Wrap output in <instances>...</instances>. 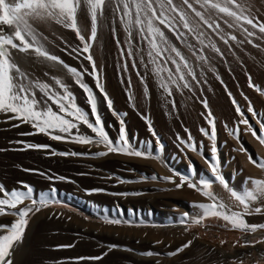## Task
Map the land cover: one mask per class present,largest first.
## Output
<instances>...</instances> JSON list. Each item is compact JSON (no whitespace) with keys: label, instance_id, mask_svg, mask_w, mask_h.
<instances>
[{"label":"rangeland","instance_id":"rangeland-1","mask_svg":"<svg viewBox=\"0 0 264 264\" xmlns=\"http://www.w3.org/2000/svg\"><path fill=\"white\" fill-rule=\"evenodd\" d=\"M260 1V6H264V0H258L259 3ZM261 9L264 16V7ZM80 18L78 23L83 22V34L87 38L90 35V22L83 14ZM103 23L99 25L98 39L93 43L91 52L100 71L104 91L113 102L112 110L106 106L103 94L95 87L93 77L85 76L84 80L96 94L98 113L109 138L116 142L120 135L119 121L127 120L124 126L129 142L141 150L145 147V142H151L152 150L158 153V158L145 159L117 153L99 156L96 153L106 151L103 145L53 140L49 135L39 133L30 124H21L20 121L17 123L20 126L15 128L11 124L0 125V183L9 190L21 189L22 184H26L34 189V198L38 199L42 193H50V199L54 201L34 215L30 214L23 242L17 251L21 254H18L20 257H15V264H264V243L244 245L245 241H264V229L245 233L226 225L222 218L211 216L197 224L194 218L199 215L201 209L193 205L209 203L206 197L186 185L177 189L175 184L164 179H151L154 175L158 178L174 177L176 183H179L180 174L191 175L190 165L195 166V172L198 174L195 179L209 176L204 156L210 155L211 141L200 131L201 128L211 130L212 125L205 119L208 110L214 117L219 171L229 188L242 191L252 186L248 182L249 177L264 179V169L255 167L248 159L249 154L253 159H264V145L251 133L245 132L244 125H240L239 139L231 134L240 119L232 98H235L242 109H247L249 105L244 97H248L260 115L255 119L250 113L246 115L259 134V124L256 120L264 122V103H260V99L264 102V96L248 86V74L229 80L221 74L211 89L217 98V95L221 94L217 86L222 88L220 89L231 107V112L227 113L228 116L218 115L217 111L221 108L219 112H223L224 104L217 105L215 102L218 100L213 97L215 107L213 106L211 96L204 90L208 81L201 76L199 79L202 86L196 87L194 93L185 90L184 101L179 102L173 95L175 107L172 105V99L166 100L162 96L154 102L148 101L146 111V108H141L143 99L141 100L140 93L138 94L142 86L146 85L147 88L146 71L138 58L135 69L129 60L125 70V58L120 54L116 39L123 43L127 39L126 34L122 27L112 24L110 18ZM112 27L116 29L115 33ZM41 30L48 37L46 46H49L51 53L54 51L52 54L58 55L61 52L58 56L62 57V60L65 58L64 61L68 65L78 70L87 67L91 71V66L87 61L82 62V57L78 59L75 55L67 53L70 49L67 52L63 49L66 44L62 41L66 38L67 45L71 47L80 43L74 32L63 31V28L55 24L50 27L41 26ZM55 34L62 40L59 41ZM172 39L175 42L174 38ZM258 43L264 48V40H259L256 44ZM262 47L260 45L259 49ZM263 54L261 57L264 58ZM250 55L253 54L250 52ZM253 57L257 58V55L254 54ZM261 57L256 59L257 62L254 58L253 62L258 68L264 69ZM259 59L261 62H258ZM52 63L38 61L46 72H54ZM137 70L144 83L137 76ZM35 77L39 78L37 75ZM251 77L252 83L264 90V79L258 81L259 77ZM69 86L76 96V103L89 112V118L93 119L90 106L85 101V94L75 85L71 76ZM130 87L132 89H129ZM129 96L133 99L130 100ZM37 98H40L38 90ZM202 100L207 101V108L201 103ZM53 108L55 109V105ZM148 121L151 122V129L155 131L156 136L152 135ZM190 124L196 125L195 133L198 136L191 134L190 128H193L188 126ZM72 131L75 132V129ZM79 131L84 135L94 136L83 124L80 125ZM27 133L32 134L26 135ZM189 133L198 147L200 142H203V155L181 144L178 137L187 141ZM157 137L163 145L162 149L156 144ZM27 144L49 145L50 148L28 149ZM241 148L247 151H240ZM62 152H76L81 155H58ZM211 190L222 198L225 204L231 205L233 210H240L222 185L213 183ZM256 206L264 207V201L254 203L253 207ZM177 214H183L182 219L174 218ZM244 218L249 224H264V212L246 215ZM16 219L18 217L13 215H3L0 216V224L10 225ZM109 219L119 220L121 223L109 224L106 222ZM189 241L191 245L182 252L175 256L169 255ZM60 245L73 246L57 247ZM149 251L155 255H145ZM95 256H101L102 259H76Z\"/></svg>","mask_w":264,"mask_h":264},{"label":"snow or ice","instance_id":"snow-or-ice-1","mask_svg":"<svg viewBox=\"0 0 264 264\" xmlns=\"http://www.w3.org/2000/svg\"><path fill=\"white\" fill-rule=\"evenodd\" d=\"M81 14L85 15L90 22V35L87 38L82 34L84 29L78 23ZM109 18L112 24L123 28L127 37L123 43L118 38L116 39L120 54L125 58V70L129 60L135 69L138 58L145 71L150 72L156 79L162 96L166 100L172 99L173 107H175L173 90L181 95L184 90L194 93L195 86L202 83L199 76L205 75L206 72H215L212 64L214 57L210 53L225 59L217 40L229 50H232L230 41L238 45L247 43L259 48L260 45L254 43V40H264V20L254 15L250 6L242 4L240 0H0V113L11 114L9 119L19 120L21 124H30L39 133L49 135L53 140L103 145L106 151L96 153L99 156L117 153L145 159L158 158V153L152 150L151 142H145L143 150L129 142L125 135L123 119L119 121L121 127L118 140L114 142L109 138L98 113L96 94L84 80L85 76L93 77L95 87L103 94L106 106L112 110L113 102L104 91L100 71L91 52L92 45L97 40L99 25ZM51 24L74 32L80 43L76 47H71L65 41V50L70 49L69 55H75L78 59L82 57V62L87 61L91 66V71L87 67L78 70L48 50L46 46L48 37L41 31V26ZM112 31L115 33L116 29L113 28ZM236 32H239L243 39H238ZM182 48L187 50V54ZM18 54L41 63L51 61L62 66L73 78L75 85L82 89L85 101L90 106V112L94 118L90 119L89 112L76 103V96L68 84L56 76L51 77L55 86L31 77L21 67ZM136 74L140 77L139 70ZM45 75L48 74L45 73ZM140 79L144 83L143 77ZM247 79L248 86L264 96V90L252 83L251 75H248ZM128 83L130 85L131 81L129 80ZM37 90L40 93L39 99ZM228 94L231 97V93ZM129 99L132 100L133 97L129 96ZM244 99L249 105L247 109H242L235 98H232L235 111L240 119L231 134L239 139L240 125H244L246 126L244 131L251 133L260 144L264 145V122L256 120L259 124L258 134L246 113H250L253 119L260 113L254 109L247 96ZM201 103L205 108L208 107L206 100H202ZM113 114L116 113L113 112ZM205 119L208 124L212 125L210 131L205 128L200 129L201 133L211 141L210 155L204 156L209 176L195 179L198 174L195 172V166L190 165L191 175L180 174L179 183H176L174 177L158 178L154 175L151 179H164L175 184L177 189L186 185L206 197L209 203L193 205L201 209L199 215L194 218L197 224L211 216L222 218L226 225L245 233H254L258 229H264V224H249L244 218L246 215L264 212V207H253L254 203L264 201V179L249 177L248 182L252 186L242 191L229 188L219 171L216 130L214 117L210 110ZM81 124L90 129L94 136L80 133ZM148 124L152 135L156 136L155 131L151 129V122L148 121ZM73 129L75 132L72 131ZM178 139L189 150L203 155V142L201 141L198 147L190 133L187 141L179 137ZM156 144L160 149L163 148L158 137ZM26 148L48 149L50 146L27 144ZM239 150L247 151L244 148ZM53 154L57 153L53 152ZM58 155L81 154L62 152ZM248 159L255 167L264 169V159L259 157L253 159L251 154L248 155ZM60 179L65 178L60 177ZM213 183L222 185L240 210H233L231 205L225 204L223 199L211 190ZM25 201L29 203L26 204ZM53 202L50 199V193H42L38 199L34 198V189L29 185L22 184L21 189L9 190L0 183V216L18 217L10 225L0 224V264H15V257L23 242L30 214L34 215ZM106 222L121 223L115 219H109ZM255 243H264V241H245L244 245L254 246ZM190 245L191 241L169 255L175 256ZM145 255L152 256L155 253L149 251ZM76 259L98 261L102 257H78Z\"/></svg>","mask_w":264,"mask_h":264},{"label":"bare ground","instance_id":"bare-ground-1","mask_svg":"<svg viewBox=\"0 0 264 264\" xmlns=\"http://www.w3.org/2000/svg\"><path fill=\"white\" fill-rule=\"evenodd\" d=\"M240 2L246 6H250L251 8V11L254 15H257L260 17L261 20H264V16H262V9L264 6H260V4L262 3L260 1V3L258 2V0H240ZM264 5V3H263ZM86 17V16H85ZM81 19V18H80ZM86 20V19H85ZM84 20V22H85ZM80 26L82 28H84V24L82 21H80ZM102 24V23H101ZM104 24V23H103ZM102 24V25H103ZM102 25H101V29L102 30ZM105 25V24H104ZM50 27V25H49ZM99 28V27H98ZM113 28V27H112ZM104 29V28H103ZM52 30V29H51ZM66 29H64L63 31H65ZM99 30V29H98ZM226 31H231V30H228V29H225ZM42 31V30H41ZM53 31V30H52ZM62 31V30H61ZM84 31H85V28H84ZM83 31V32H84ZM105 31V30H104ZM67 32V30H66ZM71 32V31H70ZM102 32V31H100ZM55 33V32H54ZM57 33H58V29H57ZM72 33V32H71ZM59 34H62L63 33H59ZM65 34V32H64ZM67 35L69 33H66ZM83 34V33H82ZM237 36H238V39H243V36H241V34L239 32H236L235 33ZM56 35V34H55ZM54 35V36H55ZM101 35V34H100ZM125 35V34H124ZM57 36V35H56ZM66 36V35H64ZM126 36V35H125ZM53 37V32H52V36L51 38ZM58 37V36H57ZM62 37V36H61ZM70 37V36H69ZM100 37V36H99ZM115 37V36H114ZM66 38V37H63V39ZM102 38V37H101ZM60 39V37H58V40ZM67 39V38H66ZM62 41V42H65V40ZM98 39V38H97ZM213 39H215L213 37ZM56 40V39H55ZM62 40V39H61ZM59 40V41H61ZM259 40H254V43H257ZM261 41V40H260ZM218 46L221 48V50L224 52V55H225V59H221L219 56H215V54H211V56L214 57V59L212 60V64L215 68V72H206L205 75H203L207 81H208V84H205L206 88L204 89L205 92L211 96V99H212V104H214L215 100L217 99L218 101L215 102L217 105L218 104H224V110L222 113H220L219 111L222 110V108L217 111L218 112V115L219 114H223V116L227 113L229 114V112H231V107H229V105L227 104V100L225 98V96H223L222 94V88L217 86V89L221 92V94H218L217 98L215 96V92L211 89L212 86L215 85L216 83V80L217 78L221 77L222 75L224 77H226L228 80L231 79L232 77H242L243 74H248V75H251V76H255V77H259L260 80L258 78V81H263L264 79V69H260L258 68V65L255 64L254 61V58H255V61L258 57H261V55L264 53V48L262 47V44L263 42L260 43L262 49H259V48H255L253 45L251 44H247V43H244L242 45H238L236 42H232L230 41V43L232 44V50H229L227 46H225L221 41H216ZM97 43V42H96ZM63 44V43H62ZM77 44V43H76ZM259 44V43H258ZM60 45V44H59ZM99 45V44H98ZM61 46V45H60ZM95 46V45H94ZM93 46V47H94ZM178 47H182L180 45H177ZM264 46V45H263ZM49 47V46H48ZM52 48H55L52 46ZM62 48V47H61ZM63 49H66L63 48ZM94 49V48H93ZM49 50V49H48ZM52 50V49H51ZM55 50V49H54ZM57 50V49H56ZM62 50V49H61ZM183 51H185V53L187 54V50L186 49H183ZM53 51V50H52ZM96 51V50H95ZM51 52V51H50ZM54 52V51H53ZM52 52V53H53ZM59 52V51H58ZM67 52V51H66ZM65 52V54H66ZM97 52V51H96ZM250 52L251 54H255L257 55V58L256 57H253V55H250ZM263 52V53H262ZM61 52H59L60 54ZM68 53V52H67ZM55 54V53H54ZM58 54V55H59ZM57 55V54H55ZM57 55V56H58ZM67 55V54H66ZM264 55V54H263ZM19 63L21 64V67L27 71L31 77L37 79L35 77V75H37L39 78L38 80L40 81H44V82H48V83H51L55 86L54 84V81L51 80V77L52 76H56L58 78H60L64 83L68 84L70 83V75L65 71L63 70L58 64H54L52 63V66L54 67V72H46L45 70H42V67L41 65L42 64H38V61L35 60V59H32V58H29V57H26V56H23V55H19ZM60 56V55H59ZM95 58V57H94ZM101 58V57H100ZM253 58V59H252ZM62 59V57H61ZM261 59L264 61V58L261 57ZM65 60V58L63 59ZM258 60V59H257ZM101 62V60L99 61ZM257 62V61H256ZM258 62H261L260 59ZM98 63V62H97ZM260 64V63H258ZM264 64V62H263ZM99 65V64H98ZM264 66V65H263ZM262 66V67H263ZM101 67V66H100ZM260 67V66H259ZM49 71V70H48ZM45 73H47L48 75H45ZM222 74V75H221ZM146 75H147V78H148V81L146 82L147 83V88L146 85L145 87L142 86L140 91L138 92V94L140 93V97H141V100L143 99L142 101V105L141 108L145 109L146 108V111L148 110V105H147V102H154L156 101L157 99L161 98L162 97V94H161V89L157 86V81L156 79H154L153 75L150 73V72H146ZM201 77V76H199ZM262 79V80H261ZM72 84V83H71ZM212 84V85H211ZM200 87L202 85H199ZM199 86H195V89H197L196 87H199ZM75 88V87H74ZM221 88V89H220ZM129 89H132L131 87ZM110 91L112 92V90L110 89ZM185 92V90H184ZM183 92V94L181 95L179 92L173 90V95L178 99L179 102H182L185 100V93ZM213 97L215 100H213ZM259 99V98H258ZM257 101V100H256ZM190 102V100L188 101V103ZM264 103L263 101H261L260 99V103ZM141 103V102H140ZM259 103V101H258ZM257 103V104H258ZM216 105V106H217ZM260 105V104H258ZM215 107V104L213 105ZM218 107V106H217ZM222 107V106H220ZM219 108V107H218ZM230 108V109H229ZM194 109H192L193 111ZM234 112V111H233ZM11 114H4V113H0V125H5V124H11L14 126V128L16 127L15 125H17V123L19 122V120H11L9 119V116ZM225 115V116H226ZM231 115V114H230ZM131 116V115H130ZM228 116V115H227ZM192 117H196L194 115H192ZM197 118V117H196ZM127 121V120H126ZM125 121V122H126ZM124 122V123H125ZM191 122V121H190ZM129 123V121H128ZM192 123V122H191ZM192 124H195V123H192ZM188 125L190 127H192L193 129L191 130L190 127H187V128H190V132L192 135H197V133H195V128H196V125ZM126 125V124H125ZM128 125V124H127ZM12 126V127H13ZM112 126V125H111ZM125 127V126H124ZM166 131L168 130L167 127L165 128ZM179 129V128H178ZM177 130V128H176ZM189 131V129H188ZM13 133V132H11ZM18 133V132H17ZM198 136V135H197ZM0 145H1V141H0ZM45 150V149H44ZM42 151V150H41ZM182 215L183 214H177L175 215L176 217L174 218H178V219H182ZM185 217V216H184ZM180 221V220H179ZM182 221V220H181ZM232 246V245H231ZM23 248V247H22ZM24 249V248H23ZM23 251V250H22ZM21 252V251H20ZM230 252V251H229ZM19 253L16 254V256H18ZM21 254V253H20ZM19 254V255H20ZM23 254V253H22ZM20 257V256H18Z\"/></svg>","mask_w":264,"mask_h":264}]
</instances>
